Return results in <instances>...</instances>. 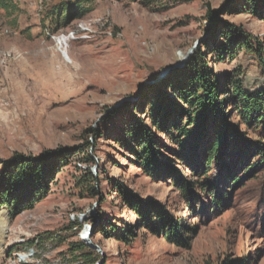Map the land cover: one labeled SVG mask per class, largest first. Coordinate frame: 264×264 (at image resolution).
<instances>
[{"label": "rangeland", "instance_id": "rangeland-1", "mask_svg": "<svg viewBox=\"0 0 264 264\" xmlns=\"http://www.w3.org/2000/svg\"><path fill=\"white\" fill-rule=\"evenodd\" d=\"M14 2L0 8V181L19 153L69 163L34 206H0V264H264V118L235 96L264 90V0ZM199 48L236 130L211 163L217 110L188 136L153 116Z\"/></svg>", "mask_w": 264, "mask_h": 264}, {"label": "trees", "instance_id": "trees-1", "mask_svg": "<svg viewBox=\"0 0 264 264\" xmlns=\"http://www.w3.org/2000/svg\"><path fill=\"white\" fill-rule=\"evenodd\" d=\"M0 8L9 12H15L18 9L14 0H0ZM12 8L14 9L12 10ZM64 20L68 22L69 15H65ZM247 41L241 40L238 45L248 49L249 42ZM232 42H235V39ZM216 50L225 53H227L226 50L232 51L227 44L223 43H218ZM162 88L172 89L177 98L169 97L165 91L158 93L157 102L155 101L153 107V116L157 121L162 120L164 123L171 124L173 127L171 128L177 129L179 133L182 132L183 136H188L192 132L191 124L195 123L196 125L200 122L203 118L202 111L208 108L214 114L213 110H217L213 115V118L216 119L215 143L209 147L212 156L209 163H211L213 156L218 154L221 145L236 130L227 121L228 115L223 109L225 100L218 101L223 85L217 76L214 78L213 71L205 61L204 51L199 48L187 65L176 71L175 78L171 77L163 82ZM235 96L240 99L241 108L246 118L256 117L257 115H253L254 113L262 114L261 118H264V90L248 92L243 89L241 83H236ZM183 116L190 119L189 126H183L181 119ZM140 136H144V138L138 139L141 142L138 154L144 156L147 166L150 167L154 153L151 134L142 132ZM68 163L69 153L62 148L37 156L16 154L4 166L0 181V206L7 205L14 210H23L34 206L38 200L48 195L56 174L63 165ZM88 176L90 181L98 179L92 172H89ZM92 188L95 190V187ZM216 200L218 201V199ZM102 228H104V233H108L105 227L99 226V229ZM166 234L170 240L179 244H187L186 238L181 235L178 227H169ZM84 256L87 257V255Z\"/></svg>", "mask_w": 264, "mask_h": 264}, {"label": "bare ground", "instance_id": "bare-ground-1", "mask_svg": "<svg viewBox=\"0 0 264 264\" xmlns=\"http://www.w3.org/2000/svg\"><path fill=\"white\" fill-rule=\"evenodd\" d=\"M89 231H90V229L89 230H87V232L88 233H84V238L87 236L88 237V234H89ZM33 250V249H32ZM34 251H31L29 254H26V255H19V257H18V261L17 262H20L21 263V261L22 262H24V261H27L28 259L30 260V259H32L33 257H34Z\"/></svg>", "mask_w": 264, "mask_h": 264}]
</instances>
